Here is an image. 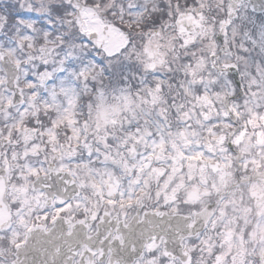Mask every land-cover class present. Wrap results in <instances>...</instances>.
Segmentation results:
<instances>
[{"label":"snow or ice","instance_id":"obj_1","mask_svg":"<svg viewBox=\"0 0 264 264\" xmlns=\"http://www.w3.org/2000/svg\"><path fill=\"white\" fill-rule=\"evenodd\" d=\"M250 171L260 215L264 0H0V264H264L197 228Z\"/></svg>","mask_w":264,"mask_h":264},{"label":"rangeland","instance_id":"obj_2","mask_svg":"<svg viewBox=\"0 0 264 264\" xmlns=\"http://www.w3.org/2000/svg\"><path fill=\"white\" fill-rule=\"evenodd\" d=\"M249 175L252 178L257 176L255 173H253L251 171H250ZM233 182H235V181H231L229 184H233ZM210 183H211V181H210ZM217 188L220 191L219 192L220 196H219V194L217 195V199H216L217 206H216V208L221 209V211L224 210L223 211L224 217L222 219H225V221L223 222L222 220H220L221 217L219 218V221L217 220V218H214V220L216 221V227H218L219 230L226 231L225 224L228 225V228L232 229V227H231L232 225H230V224L233 223L234 217H237V219H236L237 225H233V226H234V228H238L237 233L242 232V233H240L241 235H243L245 233V230L253 231L254 226L258 223L264 224V212H262L260 215H257V212L260 211V209L257 208V198L256 197H253L252 201L249 200L248 196L244 197V199H240L239 201H237L238 199H234V198L229 197V195H231V193H234V195H235V192L230 191V194H228V196H227L226 192L221 191L222 187L219 185V182H217ZM213 190L217 191L216 189H213ZM258 197H261V195L260 196L258 195ZM212 202L213 201H211L210 197H205L202 201V206L204 207L206 204L212 203ZM236 204H238V206H236ZM181 207H183V206L181 205ZM249 209H250V211H249ZM252 216H254V217H252ZM241 223H242L243 227L240 226ZM245 227H246V229H245ZM218 229H216L215 233H212V236L219 243V238L217 237ZM239 229H241L242 231H239ZM245 238L247 239L248 237L245 236ZM193 242H195V241H193ZM247 246L249 248H252V247H256L258 245H256L255 243H249ZM217 251H219V249H217ZM250 259H254V257H251Z\"/></svg>","mask_w":264,"mask_h":264},{"label":"water","instance_id":"obj_3","mask_svg":"<svg viewBox=\"0 0 264 264\" xmlns=\"http://www.w3.org/2000/svg\"><path fill=\"white\" fill-rule=\"evenodd\" d=\"M207 212L204 214V216L199 218V222L197 224V228L201 231L203 229V226L205 224V220L207 218ZM171 223L173 228L177 227V224L179 223V225L182 227L183 226V221H179L178 218L177 219H172L171 221L168 220V218H165V223L161 225V228H165L167 227V224ZM171 235V233H170Z\"/></svg>","mask_w":264,"mask_h":264},{"label":"flooded vegetation","instance_id":"obj_4","mask_svg":"<svg viewBox=\"0 0 264 264\" xmlns=\"http://www.w3.org/2000/svg\"><path fill=\"white\" fill-rule=\"evenodd\" d=\"M249 176V175H248ZM254 181H262V179L259 177L258 178V176L256 177V178H253V179H251L250 178V181H248V180H246V181H244L243 183H235V185L234 186H239V185H242V184H249L250 182H254ZM243 188H240V190H242ZM232 230L235 232V230H234V226H233V224H232ZM220 232H222L221 230H220ZM215 239V238H214Z\"/></svg>","mask_w":264,"mask_h":264}]
</instances>
